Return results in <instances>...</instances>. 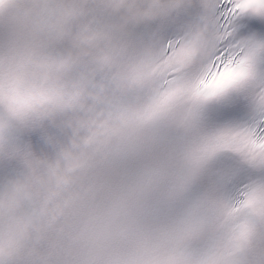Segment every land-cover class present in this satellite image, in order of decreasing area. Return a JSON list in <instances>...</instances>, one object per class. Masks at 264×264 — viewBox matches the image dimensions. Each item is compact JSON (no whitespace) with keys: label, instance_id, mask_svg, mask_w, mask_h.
<instances>
[{"label":"snow or ice","instance_id":"snow-or-ice-1","mask_svg":"<svg viewBox=\"0 0 264 264\" xmlns=\"http://www.w3.org/2000/svg\"><path fill=\"white\" fill-rule=\"evenodd\" d=\"M117 32L65 264H264V0H161Z\"/></svg>","mask_w":264,"mask_h":264},{"label":"clouds","instance_id":"clouds-1","mask_svg":"<svg viewBox=\"0 0 264 264\" xmlns=\"http://www.w3.org/2000/svg\"><path fill=\"white\" fill-rule=\"evenodd\" d=\"M160 2L0 0V254L13 264H65L83 224L102 80L123 70L117 29ZM262 233L264 223L253 252Z\"/></svg>","mask_w":264,"mask_h":264}]
</instances>
